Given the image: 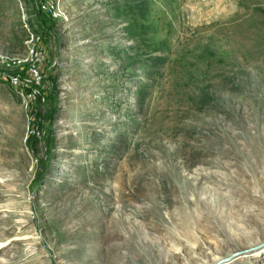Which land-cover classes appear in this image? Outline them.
<instances>
[{
	"label": "rangeland",
	"instance_id": "1",
	"mask_svg": "<svg viewBox=\"0 0 264 264\" xmlns=\"http://www.w3.org/2000/svg\"><path fill=\"white\" fill-rule=\"evenodd\" d=\"M0 264H264V0H0Z\"/></svg>",
	"mask_w": 264,
	"mask_h": 264
},
{
	"label": "built area",
	"instance_id": "2",
	"mask_svg": "<svg viewBox=\"0 0 264 264\" xmlns=\"http://www.w3.org/2000/svg\"><path fill=\"white\" fill-rule=\"evenodd\" d=\"M28 42H29V55H28L26 61L30 62L31 74L37 76L39 64L43 60L44 55L41 54V52L39 51V48L37 45L38 40H37V38H35V36H31ZM1 57L4 58L3 56H1ZM5 59H7V58H5ZM15 82L17 83L18 80L16 79Z\"/></svg>",
	"mask_w": 264,
	"mask_h": 264
}]
</instances>
